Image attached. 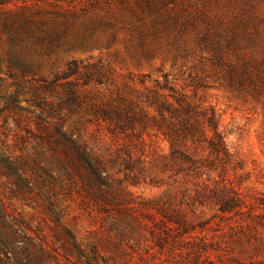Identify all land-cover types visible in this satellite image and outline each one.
Listing matches in <instances>:
<instances>
[{"label":"rangeland","instance_id":"374dc122","mask_svg":"<svg viewBox=\"0 0 264 264\" xmlns=\"http://www.w3.org/2000/svg\"><path fill=\"white\" fill-rule=\"evenodd\" d=\"M23 5L28 14L48 23L55 40L24 46L38 76L50 81L71 62L78 65L75 75L43 96L60 114L65 130L80 135L97 153L114 191L127 202L109 205L86 196L79 177L50 150L32 114L0 111V146L8 145L15 156L56 178L53 183L37 169L42 179L53 183V200L63 218L57 224L40 198L26 199L10 179L0 176L5 210L25 219L62 255L67 229L85 249L97 248L111 264H264V0L20 1ZM2 42L3 89L14 94L21 88L20 105L30 107L28 99L41 83L8 76L10 45L6 36ZM165 76L198 114L214 110L219 130L243 169L228 167L211 177L225 179L239 192L241 212L182 205L183 192L192 186L183 175L171 177L163 170V159L156 157L170 152L158 133L161 117L151 104L162 95L173 102L170 92L155 83H163ZM73 91L76 102L60 110V104L72 100ZM103 109L149 126L145 139L152 147L145 157L137 137L144 126L137 123L135 135L115 130L100 115ZM202 130L212 135L205 126ZM129 151L133 172L125 168ZM142 166L159 187L143 182ZM134 176L140 184L133 185ZM167 202L181 211L186 228L151 208Z\"/></svg>","mask_w":264,"mask_h":264},{"label":"trees","instance_id":"16d2710c","mask_svg":"<svg viewBox=\"0 0 264 264\" xmlns=\"http://www.w3.org/2000/svg\"><path fill=\"white\" fill-rule=\"evenodd\" d=\"M26 0H0V50L3 46V37L9 41V66L8 76L10 78L21 77L26 79L32 77L33 81L40 82L39 89L33 93L28 103L30 107L24 108L20 105L19 97L23 90L19 88L14 94H8L3 89L4 76L2 71L3 56L0 54V111L19 113L28 112L36 118V124L46 133L44 138L50 150L57 154L66 168L75 176H78L83 183V191L86 196L94 201H100L109 205H123L125 201L118 191H114L107 169L102 164L97 153L86 144L80 135L65 130L60 114L56 112L53 105L49 104L43 96L44 91L53 92L56 83L62 79H69L78 72V65L75 61L68 65V69L56 73L54 79L48 81L39 77L34 64L27 56L24 46L28 42L39 44H53L54 36L48 29V23L38 20L36 15L28 14L26 5L19 6V2ZM70 84V82H67ZM156 86L163 91H169L170 102L167 97L159 96L151 103L161 117L162 122L158 125V133L169 143V155H158L163 159L165 172H171L172 176L183 175L188 185L192 187L183 192L182 205L187 207H213L223 214L238 213L242 211L243 201L235 188L228 186L225 179L214 180L212 173L221 170L225 173L228 167L237 170L243 166L236 163L234 154L225 142L222 132L219 130V122L214 110L207 109L198 114L189 104L184 96L177 95L170 87L167 76L162 83L155 80ZM72 100L63 107L71 108L76 102V93H71ZM100 115L105 121L113 123L115 130L131 131L134 135L137 130V123L144 126L137 137L140 141V151L145 157L147 148L152 147L148 143L145 133L149 126L142 119L127 116L122 118L120 114L111 113L107 110H100ZM57 115V116H56ZM54 119V123H50ZM155 127L157 124L154 125ZM205 126L212 134L208 136L202 130ZM149 136V135H148ZM207 153L204 158L201 155ZM132 152L127 153L125 168L134 171L135 161ZM156 155V152H155ZM143 164L142 160L137 161ZM48 176L53 183L56 178L43 168L33 167L21 156H15L8 145L0 146V176L10 179L13 187L23 197L29 200L40 198L46 206L48 214L54 222L60 224L63 218L62 210L53 200L56 190L53 183L41 178L40 172ZM27 173H31L28 176ZM139 174L143 182L149 186L159 187L155 178L148 180V170L142 166ZM207 178V180H204ZM126 178V180H128ZM133 185L140 184L139 176H134ZM36 181L39 191L36 190ZM123 181H118L122 185ZM163 219L168 222L186 228L188 222L182 218V213L171 203L151 206ZM65 242L63 245L64 254H59L50 248L21 216L11 214L5 210L0 202V264H111L110 260L101 256L98 249L92 247L90 251L85 249L77 240L76 235L65 229Z\"/></svg>","mask_w":264,"mask_h":264}]
</instances>
